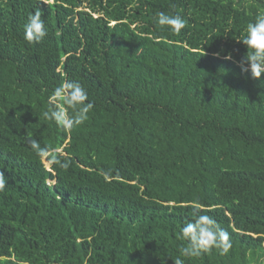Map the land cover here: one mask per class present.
<instances>
[{
	"label": "trees",
	"instance_id": "1",
	"mask_svg": "<svg viewBox=\"0 0 264 264\" xmlns=\"http://www.w3.org/2000/svg\"><path fill=\"white\" fill-rule=\"evenodd\" d=\"M38 8L47 36L28 42ZM261 12L264 0H0V264H262L264 73L241 63ZM65 80L94 105L72 128L44 116ZM195 204L227 251L181 255Z\"/></svg>",
	"mask_w": 264,
	"mask_h": 264
},
{
	"label": "clouds",
	"instance_id": "2",
	"mask_svg": "<svg viewBox=\"0 0 264 264\" xmlns=\"http://www.w3.org/2000/svg\"><path fill=\"white\" fill-rule=\"evenodd\" d=\"M43 4L45 0H38ZM41 10L38 8L31 13L24 24V38L28 42H40L47 36L44 20L41 18ZM155 23L159 26H167L173 32H179L186 26L185 20L178 14L157 12ZM250 52L242 58V68L251 72L254 78H259L264 73V12L258 13L254 21L246 25V34L241 40ZM230 58V57H226ZM49 107L44 116L60 128H72L84 123L88 119V113L94 105L88 100V94L82 84L75 80H65L53 89L48 98ZM29 146L39 155L47 151L40 143L31 137L28 138ZM63 169L70 167L67 158L58 161ZM4 172L0 171V190L5 187ZM195 215L188 219L180 228L181 238L188 241L187 246L180 248V253L185 257L200 256L212 247H222L227 251L230 244L228 233L220 228L217 221L210 215L202 214L198 204L194 205ZM175 264H182L180 259Z\"/></svg>",
	"mask_w": 264,
	"mask_h": 264
},
{
	"label": "rangeland",
	"instance_id": "3",
	"mask_svg": "<svg viewBox=\"0 0 264 264\" xmlns=\"http://www.w3.org/2000/svg\"><path fill=\"white\" fill-rule=\"evenodd\" d=\"M44 160H45L47 167H50L51 162L47 161V159H44ZM261 261H262V264H264V257L261 259Z\"/></svg>",
	"mask_w": 264,
	"mask_h": 264
}]
</instances>
